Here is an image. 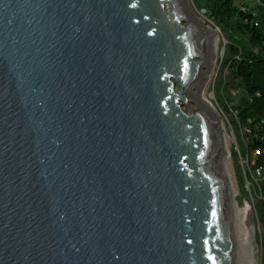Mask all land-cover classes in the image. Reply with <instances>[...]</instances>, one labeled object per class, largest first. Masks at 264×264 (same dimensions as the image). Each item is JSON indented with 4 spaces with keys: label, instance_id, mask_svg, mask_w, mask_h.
Wrapping results in <instances>:
<instances>
[{
    "label": "water",
    "instance_id": "95a60500",
    "mask_svg": "<svg viewBox=\"0 0 264 264\" xmlns=\"http://www.w3.org/2000/svg\"><path fill=\"white\" fill-rule=\"evenodd\" d=\"M209 35L183 0H0V264H234Z\"/></svg>",
    "mask_w": 264,
    "mask_h": 264
},
{
    "label": "trees",
    "instance_id": "16d2710c",
    "mask_svg": "<svg viewBox=\"0 0 264 264\" xmlns=\"http://www.w3.org/2000/svg\"><path fill=\"white\" fill-rule=\"evenodd\" d=\"M256 1L254 9H247L237 7L235 0H207L204 9L228 40L223 63L240 90L234 115L236 124L244 129L252 173H258L256 220L261 232L257 239L264 245V0Z\"/></svg>",
    "mask_w": 264,
    "mask_h": 264
},
{
    "label": "rangeland",
    "instance_id": "374dc122",
    "mask_svg": "<svg viewBox=\"0 0 264 264\" xmlns=\"http://www.w3.org/2000/svg\"><path fill=\"white\" fill-rule=\"evenodd\" d=\"M189 7L196 15L202 17L219 36L217 60L213 70L209 73L205 96L216 110L224 130L222 140L223 151L226 154V174L231 190L235 194L239 206L248 205L252 216L257 222L256 203L260 197L258 189V176L251 170L252 155L246 149L244 129L236 124L234 115V103L240 96V90L233 82L230 71L224 66V47L228 43L222 31L205 15V3L207 0H187ZM237 7L255 8L256 0H235ZM207 72V70H206ZM195 103L191 104L194 107ZM188 111V108L184 107ZM245 222V221H244ZM245 225V223H244ZM261 232V225L258 223ZM245 231L246 226H245ZM247 245V232H246ZM264 245L258 240V264H262Z\"/></svg>",
    "mask_w": 264,
    "mask_h": 264
},
{
    "label": "bare ground",
    "instance_id": "6f19581e",
    "mask_svg": "<svg viewBox=\"0 0 264 264\" xmlns=\"http://www.w3.org/2000/svg\"><path fill=\"white\" fill-rule=\"evenodd\" d=\"M185 3V6L188 9V12L192 19L196 22V24L206 32H209V58H208V65H207V72L205 74L204 80L200 83L196 93H195V101L197 105L200 107L206 109L215 119L217 123V129L220 134L221 139V152H220V166L223 173V176L225 178V182L228 188L229 193V201H230V211H231V219H232V231H233V238H234V264H252V256H251V244L248 241L247 237V245H246V232L245 231V225L244 221L247 220V217L251 216L252 213L249 210L248 205L239 206L235 199V194L231 190L230 183L227 178V174L225 172L226 170V154L223 151V144L222 140L224 137V130L222 127V124L220 122V118L214 109V107L211 105L209 100L205 96V91L207 87V79L209 76V73L213 70L216 60H217V49L219 45V36L218 33L209 25L206 23V21L200 17L199 15H196L193 10L189 7L188 1L183 0ZM205 70V71H206Z\"/></svg>",
    "mask_w": 264,
    "mask_h": 264
},
{
    "label": "built area",
    "instance_id": "2783aa9c",
    "mask_svg": "<svg viewBox=\"0 0 264 264\" xmlns=\"http://www.w3.org/2000/svg\"><path fill=\"white\" fill-rule=\"evenodd\" d=\"M257 175H258V173H257Z\"/></svg>",
    "mask_w": 264,
    "mask_h": 264
}]
</instances>
